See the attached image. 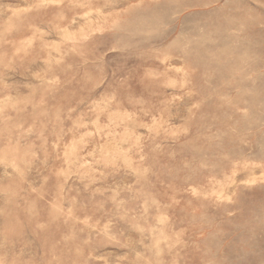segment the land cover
Returning <instances> with one entry per match:
<instances>
[{
    "label": "rangeland",
    "instance_id": "1",
    "mask_svg": "<svg viewBox=\"0 0 264 264\" xmlns=\"http://www.w3.org/2000/svg\"><path fill=\"white\" fill-rule=\"evenodd\" d=\"M0 264H264V0H0Z\"/></svg>",
    "mask_w": 264,
    "mask_h": 264
}]
</instances>
